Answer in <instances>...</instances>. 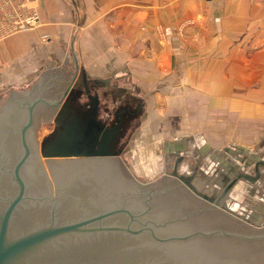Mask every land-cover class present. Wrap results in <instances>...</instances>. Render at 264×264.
<instances>
[{
    "label": "crops",
    "instance_id": "obj_1",
    "mask_svg": "<svg viewBox=\"0 0 264 264\" xmlns=\"http://www.w3.org/2000/svg\"><path fill=\"white\" fill-rule=\"evenodd\" d=\"M22 1L37 21L0 35V84H30L64 60L71 69L73 26L68 81L81 88L85 75L100 117L119 110L120 157L156 153L163 173L216 188L256 162L264 170V0Z\"/></svg>",
    "mask_w": 264,
    "mask_h": 264
},
{
    "label": "water",
    "instance_id": "obj_2",
    "mask_svg": "<svg viewBox=\"0 0 264 264\" xmlns=\"http://www.w3.org/2000/svg\"><path fill=\"white\" fill-rule=\"evenodd\" d=\"M75 29L71 69L60 61L0 93V264H264V217L227 203L239 177L253 176L216 188L174 170L141 182L114 147L120 114L104 127L84 74L85 107L59 102L78 68ZM56 105L37 148L35 124Z\"/></svg>",
    "mask_w": 264,
    "mask_h": 264
},
{
    "label": "rangeland",
    "instance_id": "obj_3",
    "mask_svg": "<svg viewBox=\"0 0 264 264\" xmlns=\"http://www.w3.org/2000/svg\"><path fill=\"white\" fill-rule=\"evenodd\" d=\"M16 83L17 82H15L14 85H11L9 83L0 84V93L4 89L10 88V87H19L23 85L22 83H19V84H16ZM62 98L63 97L61 96L60 99ZM54 112L55 111L50 112L48 122H42V123L35 124L34 137H35V144L37 145V148H38L39 139L43 135H45L47 132L50 131ZM157 156L158 155L155 153L153 156V160L148 161V159H146L145 161L141 162L143 164L142 166L146 167L144 168V170H141L139 167L141 163L134 165V163L131 162L129 158L124 157L123 155L121 156V159H123V161L126 163L127 167H129V169L134 174L136 179H138L141 182H144V181H152L160 173L164 174L163 168L161 170V167H163L162 161L160 160V158L158 159ZM41 158L42 157L39 155L40 160ZM124 158H127V160H125ZM181 167L184 168L183 166ZM45 170H46L47 179L50 183V186L52 187L53 183H52L51 176L49 175L46 167H45ZM260 173H261V176L258 179H254L250 181H243L241 186H238V188L237 187L233 188L230 191V197L227 200V203L230 207L234 208V210H236L239 213H242L244 215H247L248 217H251L252 219L254 218L252 216H263L264 217V170Z\"/></svg>",
    "mask_w": 264,
    "mask_h": 264
},
{
    "label": "flooded vegetation",
    "instance_id": "obj_4",
    "mask_svg": "<svg viewBox=\"0 0 264 264\" xmlns=\"http://www.w3.org/2000/svg\"><path fill=\"white\" fill-rule=\"evenodd\" d=\"M87 83V82H86ZM87 86H88V84H87ZM65 87H67L66 88V94H65V96H64V98H62V99H60V97H59V99H60V103L65 99H67L68 101H70V102H72L71 103V106H73L75 109H79L80 107H85V104L87 103V101H88V99H85L84 101H83V103H81V104H79V105H77L76 104V100L77 99H79V97H80V95H82V94H84L85 92L83 91L84 89H83V83H82V85H81V88H79V86L77 87H74L73 85H72V83H69V81L66 83V85H65ZM88 92H89V88H88ZM90 93V92H89ZM86 94V93H85ZM65 97H67V98H65ZM59 105H58V107H57V109L55 110V112H54V115H53V119L56 117L55 115H56V112L58 111V109H59ZM98 109V108H97ZM99 110V109H98ZM97 110V111H98ZM98 114H99V111H98ZM97 114V118L98 119H100L101 121H105V123H104V127L105 126H111L112 124H114L115 122H116V120L119 118V114H120V112H119V110H116L113 114L112 113H109V115H108V113L106 114V115H104V117L102 118V117H100L99 115ZM112 116H114V118H112ZM121 116V115H120ZM108 118H109V122H108ZM55 125V123H54V121H52V125H51V128H50V131H51V129L53 128V126ZM50 131L49 132H47L45 135H43L40 139H39V141H38V147L40 146L39 144H40V141H41V139L43 138V137H49L50 136ZM124 134H125V131L122 129V126H121V123H120V130H119V132H118V135H117V139H116V141H115V144H114V147L118 150V151H120V154H122L123 153V150H124V142H123V137H124ZM258 165H259V162H256V164L254 165V174L253 175H249V178H250V176H253L255 179L256 178H259L260 176H261V173H260V171L258 172V170H257V168H258ZM172 172V171H171ZM168 173V175H171L172 173ZM257 172H258V174H257ZM234 173V172H233ZM237 173L238 172H236L234 175L236 176L237 175ZM247 174V173H246ZM248 175V174H247ZM229 178L230 177H227V176H224V177H222V183H225V182H228V180H229ZM238 182V181H237ZM232 208V207H231ZM234 209V208H233Z\"/></svg>",
    "mask_w": 264,
    "mask_h": 264
},
{
    "label": "built area",
    "instance_id": "obj_5",
    "mask_svg": "<svg viewBox=\"0 0 264 264\" xmlns=\"http://www.w3.org/2000/svg\"><path fill=\"white\" fill-rule=\"evenodd\" d=\"M24 5L25 1L22 0H0V35L24 30L35 25L36 12L32 9L24 11Z\"/></svg>",
    "mask_w": 264,
    "mask_h": 264
},
{
    "label": "bare ground",
    "instance_id": "obj_6",
    "mask_svg": "<svg viewBox=\"0 0 264 264\" xmlns=\"http://www.w3.org/2000/svg\"><path fill=\"white\" fill-rule=\"evenodd\" d=\"M194 180V179H193Z\"/></svg>",
    "mask_w": 264,
    "mask_h": 264
}]
</instances>
